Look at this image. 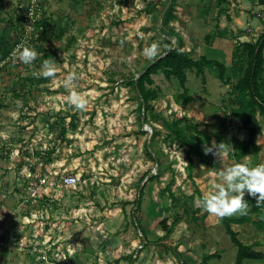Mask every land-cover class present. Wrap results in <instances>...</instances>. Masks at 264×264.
Listing matches in <instances>:
<instances>
[{
	"label": "rangeland",
	"instance_id": "374dc122",
	"mask_svg": "<svg viewBox=\"0 0 264 264\" xmlns=\"http://www.w3.org/2000/svg\"><path fill=\"white\" fill-rule=\"evenodd\" d=\"M41 1L40 18L48 20L27 33L16 11L19 0H0V37L38 53L32 65L13 63V47L0 61V239H8L0 242V264H200L211 253L205 264H236L237 247L223 224L195 205L219 182L212 173L233 161L225 158L217 170L216 161L212 165L194 157L190 168L186 148L169 138L161 123L162 116H186L220 133L216 143L233 146L232 139L243 140L248 131L229 113L222 123L230 86L217 77L214 66L205 68V81L188 69L187 91L175 76L158 71L145 82L153 90L147 111L133 80L153 61L144 56V48L157 42L160 57L169 46L165 37L175 46L181 36L183 49L198 57L212 36L225 30L230 39L218 37L219 56L227 62L229 41H256L264 32V4ZM170 8L176 17L163 23ZM43 29L46 34L39 39ZM208 33L213 35L206 38ZM45 59L56 61L55 78L33 74ZM72 72L78 76L75 91L88 101L84 110L68 100L65 80ZM180 92L191 98L177 102ZM17 100L23 107H17ZM257 115L260 149L245 156L252 167L264 164V114ZM66 174L79 181L63 185ZM168 184L177 201L168 191L160 194ZM248 197L246 192L247 202ZM176 216L182 220L164 235L159 221L170 224ZM239 228V237L248 244L258 241L254 247L264 254V229L252 223ZM144 236L148 243L143 244ZM34 245L41 251L32 253Z\"/></svg>",
	"mask_w": 264,
	"mask_h": 264
},
{
	"label": "trees",
	"instance_id": "16d2710c",
	"mask_svg": "<svg viewBox=\"0 0 264 264\" xmlns=\"http://www.w3.org/2000/svg\"><path fill=\"white\" fill-rule=\"evenodd\" d=\"M222 5L223 3H229V0H218ZM260 4H264V0H258ZM174 9L170 8L163 16V23H168L172 17H176L173 13ZM48 20L44 15L40 20L41 24ZM225 30H219L215 35L208 33L206 38L212 36V40L207 45L205 52L198 57H194L189 51L183 49V41L180 38L178 42L173 46L170 38H164L169 46L164 55L155 58V61L150 62L141 75L133 80L135 88L138 90L139 95L144 103V108L149 111L152 109L149 100L153 95V90L145 87V82L150 81L151 74L158 71H163L167 76H175L180 84L183 86L184 91H187L186 80L187 70L195 69L197 73L202 74L203 80L205 77V68L208 66H214L216 75L225 84L230 86L228 93V102L224 106V115L222 123L226 122L228 113L240 120L241 125L248 131V137L239 140L237 138L232 139L233 148L235 153L229 154L231 159H235L236 163H247L245 159L246 155L251 153H257L259 151V144L256 140V135L261 132V122L257 113L264 114V32L257 38L256 41H237L232 43L229 41V52L230 56L226 58L227 62L220 59V46L222 47V41L230 39L225 36ZM39 39L42 38V34H46V30H41ZM219 38L222 41H219ZM220 39V40H221ZM14 45H11L3 36L0 37V61L5 60L11 52ZM213 50V53L210 51ZM185 92H180L175 95L177 102H184L186 99H190ZM161 123L164 128L168 131V137L177 141L179 145L186 148V154L189 158V167L193 165V158L196 157L204 162H210V154L205 155L203 147L205 144L211 145L215 138L220 135L218 132H209L201 128V124L197 121L190 120L186 116H176L174 118L161 117ZM153 127V136L156 133L155 126ZM151 154V153H150ZM152 157L160 164L159 159L152 155ZM249 167H252L251 164ZM148 173V172H147ZM147 173L145 176H147ZM155 175H150L148 179H153ZM143 190L137 197V207L141 206V199ZM172 201H177L174 193L171 191V185H166L160 194L163 195L166 192ZM192 198L193 195H190ZM248 203L252 206L249 208L247 215H233L230 217L219 218V221L223 224L225 231L230 236L232 243L237 247L236 264H246L248 260L264 259V254L261 250L255 249L256 243L248 244L242 241L238 237V232L231 226L232 223L239 222H252L259 229H264V205L259 207L256 206V198L248 197ZM154 201V200H153ZM157 207V203L154 202L153 209ZM260 214L261 217L256 220L252 214ZM182 220L181 216H176L173 221L168 224L165 218L161 219L159 223L165 230L166 236L172 233L173 228L178 222ZM141 230L143 228L140 226ZM145 233V232H144ZM146 235V233H145ZM147 237V236H146ZM149 240L146 238V243ZM215 254L206 255L200 264H205ZM264 264V263H263Z\"/></svg>",
	"mask_w": 264,
	"mask_h": 264
},
{
	"label": "clouds",
	"instance_id": "9594fccd",
	"mask_svg": "<svg viewBox=\"0 0 264 264\" xmlns=\"http://www.w3.org/2000/svg\"><path fill=\"white\" fill-rule=\"evenodd\" d=\"M159 48L160 45L153 42L144 48L143 54L147 59L155 61V58L160 54ZM37 57V51L24 43L18 44L11 53L13 63L20 62L24 65H32ZM57 72L56 61L45 59L40 70L33 74L37 78H55ZM77 79L78 76L75 72L69 73L65 80V87L70 92L69 103L77 110H84L88 101L75 91L74 84ZM16 105L18 108L23 107V101L17 100ZM203 152L205 155L212 154L217 157L222 164L230 153H235V150L230 143L213 141L210 146L204 145ZM212 175L218 176L219 182H214L206 194L195 200L196 207L208 214L218 218L247 215L250 209L249 203L245 200L246 192L249 196L256 198L257 207L264 205V164L249 167L247 163H236L227 168L222 167Z\"/></svg>",
	"mask_w": 264,
	"mask_h": 264
},
{
	"label": "built area",
	"instance_id": "2783aa9c",
	"mask_svg": "<svg viewBox=\"0 0 264 264\" xmlns=\"http://www.w3.org/2000/svg\"><path fill=\"white\" fill-rule=\"evenodd\" d=\"M16 11L19 12V16L21 17L20 19L22 20V24L24 26L25 32L29 33V32H32L33 30L35 31L37 24H39V21L41 19L40 17H42L41 15H43L42 1L41 0H19V3L16 6ZM17 45L15 44L14 48H16ZM78 181H79L78 176L74 174H66L61 179V183L66 186L74 185ZM5 240H8V239L5 238ZM5 240L3 242V240L0 239V242L5 243ZM29 249L32 253L41 251L35 245Z\"/></svg>",
	"mask_w": 264,
	"mask_h": 264
},
{
	"label": "crops",
	"instance_id": "0c3cea01",
	"mask_svg": "<svg viewBox=\"0 0 264 264\" xmlns=\"http://www.w3.org/2000/svg\"><path fill=\"white\" fill-rule=\"evenodd\" d=\"M251 155V154H250ZM213 155L212 154H210V156H209V158H210V162H205V163H209V164H212V165H215L214 163L215 162H213V161H216V163H217V170H218V168H220V166L222 165V164H220V162H218V158H215L214 157V159H213ZM212 158V159H211ZM228 158H229V156H228ZM230 160H232L233 161V163L234 164H236V161H235V159H231L230 158ZM233 164V165H234ZM254 214V213H253ZM257 214V213H256ZM254 217V216H253ZM255 219V218H254ZM218 220H219V218H218ZM247 223H252V222H250V221H248V222H239V223H232L231 224V226H232V228L234 229V230H236L237 232H239V230H240V228L239 227H241V225H243V224H247ZM252 224H254V223H252ZM255 225V224H254ZM256 226V225H255ZM256 228H258L257 226H256ZM259 229V228H258ZM259 230H261V229H259ZM239 234V233H238ZM240 235V234H239ZM239 235H238V237H239ZM240 238V237H239ZM241 239V238H240ZM242 241H244L243 239H241ZM245 242V241H244ZM246 243V242H245ZM252 243H256L257 245H259V242L258 241H254V242H252ZM257 247H255V249H256ZM258 249V248H257ZM257 260L258 259H254V261L253 262H248V261H246L245 263L246 264H254L255 262H257ZM256 264V263H255Z\"/></svg>",
	"mask_w": 264,
	"mask_h": 264
},
{
	"label": "water",
	"instance_id": "95a60500",
	"mask_svg": "<svg viewBox=\"0 0 264 264\" xmlns=\"http://www.w3.org/2000/svg\"><path fill=\"white\" fill-rule=\"evenodd\" d=\"M164 54H165V52H164ZM164 54H162V55H164ZM162 55H161V56H162ZM148 128H150V130H152L151 127H148ZM146 129H147V128H146ZM145 242H146V237L144 236V237H143V244H144Z\"/></svg>",
	"mask_w": 264,
	"mask_h": 264
}]
</instances>
